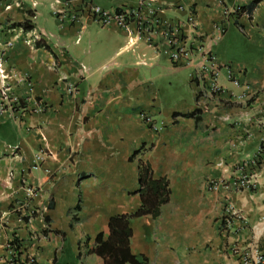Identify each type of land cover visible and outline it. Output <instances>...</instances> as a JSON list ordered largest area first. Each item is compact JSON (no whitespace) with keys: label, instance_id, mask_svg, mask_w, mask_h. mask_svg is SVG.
Returning <instances> with one entry per match:
<instances>
[{"label":"crops","instance_id":"obj_1","mask_svg":"<svg viewBox=\"0 0 264 264\" xmlns=\"http://www.w3.org/2000/svg\"><path fill=\"white\" fill-rule=\"evenodd\" d=\"M93 1L114 10L140 0ZM150 1L174 25L193 10L197 26L185 24V37L207 43L241 86L224 70L220 100L201 97L191 73L202 60L173 65L163 40L127 48V32L115 24H61L51 0H0V89L22 102L0 109V159L23 179L14 198L27 202L20 213L4 212L0 264L14 237L23 264H105L87 251L99 232L109 235L112 216L140 206V161L172 191L157 218L131 220V251L146 264H243L236 247L264 253V172L249 189L206 188L250 171L264 145V0ZM239 6L246 12L226 18ZM244 90L246 100L236 96ZM40 149L47 155L35 169ZM228 202L245 220L225 230Z\"/></svg>","mask_w":264,"mask_h":264},{"label":"built area","instance_id":"obj_2","mask_svg":"<svg viewBox=\"0 0 264 264\" xmlns=\"http://www.w3.org/2000/svg\"><path fill=\"white\" fill-rule=\"evenodd\" d=\"M54 14L61 24L74 23L83 24L84 20L94 22L102 26L117 25L125 30L128 35L127 48L133 47L140 42L153 44L156 39L163 40L167 43L171 52V60L173 65L177 67H189L197 58L202 60V63L191 73V78L199 86V94L201 97H206L211 100H220L222 93L225 91L221 84V77L224 70L227 73V78L232 81L237 87L241 86V81L235 76L232 66L228 63L221 62L216 54L207 47V43L203 44L200 41H189L184 35V26L188 24L193 30L197 26V16L192 10L187 15L184 22L174 25L169 19L164 18L160 11L157 10L152 1L140 0L137 6H120L114 10H108L95 3L93 0H51ZM38 2H33V6H37ZM8 4L6 8H11ZM241 7L233 10L226 9L225 16L228 18L231 15L245 13ZM36 18V14L32 15V19ZM215 28L222 33L224 31L223 23H216ZM216 38V37H215ZM214 37L212 38V40ZM80 38L77 39L79 41ZM67 91L70 95H75L77 92L76 86L69 83ZM240 99L246 100L248 97L247 90L236 95ZM7 88L2 86L0 89V109L3 105L15 103L21 106V101L15 97L10 101ZM45 105L38 103L36 110H42ZM2 111H0V114ZM143 121L149 128L159 131L161 127L157 124L155 118L146 113H140ZM47 155L46 150L40 149L35 155V164L33 167L37 169L44 162ZM253 167L250 171H245L241 168L242 173L231 178H217L207 181L206 188L211 192H231L249 189L255 186L260 174L264 172V145L260 147L257 155L251 162ZM240 168V167H239ZM24 206L20 207V210ZM245 220L243 214L239 212L231 202L225 206L223 213V227L228 230L232 227L234 220ZM22 249V245H21ZM7 259L5 264H14L17 258V248L12 239L6 243ZM241 255L243 264H264V253L257 249H233ZM3 263V264H4ZM23 264V263H18Z\"/></svg>","mask_w":264,"mask_h":264},{"label":"trees","instance_id":"obj_3","mask_svg":"<svg viewBox=\"0 0 264 264\" xmlns=\"http://www.w3.org/2000/svg\"><path fill=\"white\" fill-rule=\"evenodd\" d=\"M240 7L243 10V7ZM136 193L141 198L140 206L132 213L112 216L109 221V235L105 237L104 232H99L94 240V245L87 251L101 256L105 264L147 263L145 256L139 257L131 251L133 235L131 220L144 215L157 218L161 214L163 205L170 201L172 191L167 177H156L151 164L140 161L139 184ZM24 219L28 218L25 216ZM89 240L88 237L84 244H88ZM12 241L17 248V258L14 264L22 263L20 259L21 243L17 237H14Z\"/></svg>","mask_w":264,"mask_h":264},{"label":"rangeland","instance_id":"obj_4","mask_svg":"<svg viewBox=\"0 0 264 264\" xmlns=\"http://www.w3.org/2000/svg\"><path fill=\"white\" fill-rule=\"evenodd\" d=\"M10 104L13 106V109L16 108L15 103ZM20 105H22V102ZM2 161L0 159V225L5 227L7 224L3 219L4 212L20 213V207H27V202L24 200L18 201L19 199L14 198L15 192L19 190L20 184L23 183V179L16 178L13 165L10 163H2ZM23 202L24 205L22 204Z\"/></svg>","mask_w":264,"mask_h":264}]
</instances>
